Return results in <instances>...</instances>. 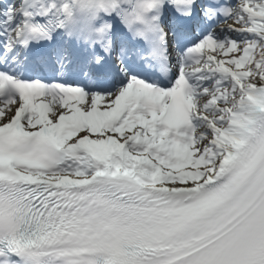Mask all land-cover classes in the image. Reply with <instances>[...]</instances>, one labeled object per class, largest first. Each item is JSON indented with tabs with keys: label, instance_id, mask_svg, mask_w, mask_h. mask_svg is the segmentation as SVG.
Masks as SVG:
<instances>
[{
	"label": "snow or ice",
	"instance_id": "snow-or-ice-1",
	"mask_svg": "<svg viewBox=\"0 0 264 264\" xmlns=\"http://www.w3.org/2000/svg\"><path fill=\"white\" fill-rule=\"evenodd\" d=\"M0 264H264V0H0Z\"/></svg>",
	"mask_w": 264,
	"mask_h": 264
}]
</instances>
